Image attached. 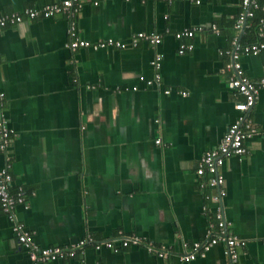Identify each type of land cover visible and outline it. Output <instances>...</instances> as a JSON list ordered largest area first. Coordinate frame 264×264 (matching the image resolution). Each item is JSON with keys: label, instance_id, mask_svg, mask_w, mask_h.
<instances>
[{"label": "crops", "instance_id": "crops-1", "mask_svg": "<svg viewBox=\"0 0 264 264\" xmlns=\"http://www.w3.org/2000/svg\"><path fill=\"white\" fill-rule=\"evenodd\" d=\"M60 1L0 0V15ZM240 10V0H81L75 36L92 44L76 47L67 45L63 14L0 26V116L13 129L0 171L11 175L13 194L23 191L18 221L40 247L135 234L169 251L158 256L144 239L117 251L87 243L73 257L33 264H227L223 242L188 261L180 256L216 219V189L200 186L207 175L196 169L238 117L242 97L223 71L229 51L234 41L260 40L250 19L235 27ZM198 27L181 39L193 48L178 54L174 33ZM139 31L160 33V43L93 45ZM156 53L158 68L150 64ZM238 61L248 78L264 77V49ZM249 117L256 131L246 152L219 168L221 207L227 229L245 241L236 246L240 264H264V88ZM11 226L0 206V264H25Z\"/></svg>", "mask_w": 264, "mask_h": 264}, {"label": "built area", "instance_id": "built-area-1", "mask_svg": "<svg viewBox=\"0 0 264 264\" xmlns=\"http://www.w3.org/2000/svg\"><path fill=\"white\" fill-rule=\"evenodd\" d=\"M128 1V0H124ZM167 1V0H166ZM199 4L201 0H186ZM81 0H61L60 2H49L39 7H26L21 12L6 13L0 15V26H5L9 23H18L22 21L23 17L37 18V17H51L55 14H63L70 21L68 27V33L72 37L69 43L70 47H76L78 45L87 46L90 43L87 40L77 38L75 18L79 10ZM241 10L239 11L235 27L237 29H243L247 20L254 17V13L257 9L261 10L263 15L257 19L256 31L260 37L259 41L239 44L233 42V48L229 51L231 55V62L226 64L223 71H228V81L232 89L241 95V100L237 103L238 110L237 119L231 123L226 132L224 133L220 143L203 153L198 162L196 172L200 176L207 175L205 182L200 183V186L207 184L208 186L216 189L215 195L211 198L218 203L216 209L215 222H211L207 228L204 239L194 241L191 245V249L180 256L181 260L188 261L194 259L197 255L203 256L206 250L210 246L217 242H223L225 244V255L227 257V264H240L239 254L236 246L238 244H244L243 239L238 238L235 234L231 233L227 229V224L224 220L223 210L221 207V198L225 195V189L223 186L224 178L220 173L219 168L223 164L224 160L230 156L240 157L246 152V141L256 131L252 120L249 117V112L254 106L258 92L260 88H264V77L258 79L248 78L241 69L238 57L240 53L243 54H256L264 49V6H261L258 0H240ZM202 27L198 28H186L174 33L176 39L192 38L195 31L202 30ZM211 29L218 33L219 29L215 24L211 25ZM162 35L155 32L139 31L131 35L130 39L118 40L113 38H107L103 41H97L93 45L95 47L101 45H114L115 47H126L128 45L137 46L139 41H145L152 45L160 43ZM193 42H179L177 52L183 54L186 50L193 48ZM161 54L156 53L151 59L150 64L158 68L160 66ZM158 79L159 76L156 75ZM134 88V87H133ZM185 91L182 95H186ZM3 93L0 92V99ZM13 129L8 127L6 119L0 116V150L4 153L7 152L10 142L12 140ZM159 140L157 139L156 142ZM12 177L6 168L0 171V206L1 210L7 215L12 222L11 230L15 235L18 243L26 250L29 257V261L25 264H33L37 261L56 260L65 257H73L76 250L83 251V246L87 243H92L93 246L98 249L101 246L117 251L120 246H127L129 244H137L142 237L135 234H122L117 238L118 241H94L90 236H86L75 243H72L70 247H63L62 245H52L46 247H40L36 244L33 238V233L27 227L18 221L14 214L13 208L17 203L23 202L24 194L22 189L17 188V192L13 194L11 192ZM145 240V239H144ZM117 242V243H115ZM145 244L149 250L156 252L158 256H166L168 254L167 248L162 246L161 248H155L152 243L145 240ZM184 247L186 244L184 243Z\"/></svg>", "mask_w": 264, "mask_h": 264}, {"label": "trees", "instance_id": "trees-1", "mask_svg": "<svg viewBox=\"0 0 264 264\" xmlns=\"http://www.w3.org/2000/svg\"><path fill=\"white\" fill-rule=\"evenodd\" d=\"M257 17H258L257 15H256V16L254 15V17L250 19V22H249V23H251V25L248 26L249 30H251V29H255V26H254V25H255L256 22H257ZM246 24H248V22H246ZM246 29H247V28H246ZM245 38H246V35L243 34V35L241 36L240 41L243 40V39L246 40Z\"/></svg>", "mask_w": 264, "mask_h": 264}]
</instances>
